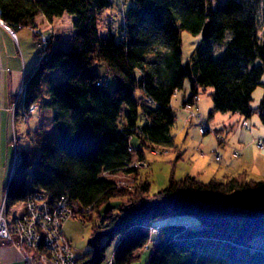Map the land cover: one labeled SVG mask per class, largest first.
Returning <instances> with one entry per match:
<instances>
[{
	"label": "trees",
	"instance_id": "trees-1",
	"mask_svg": "<svg viewBox=\"0 0 264 264\" xmlns=\"http://www.w3.org/2000/svg\"><path fill=\"white\" fill-rule=\"evenodd\" d=\"M111 5V0H0V21L14 34L34 28L39 14L50 23L64 14L72 17L69 47L39 48L38 60L23 75L19 97L25 114L30 106L50 109L58 134L34 161L30 150H16L20 159L1 194L6 209L30 190L77 202L85 211L76 220L89 223L86 247H92L78 264H100L114 240L111 264H135L146 251L147 264H264V241L252 242L254 236L264 240V179L246 171L208 181L170 174L164 187L150 193L145 175L128 167L144 158V149L175 151L168 133L174 121L170 100L185 80L192 92L185 103L198 88L212 89L210 117L228 112L249 118L256 112L263 120L264 40L259 42L258 29L264 0L214 6L209 0H131L118 37L102 32V14ZM206 24L207 38L194 49L191 63L182 64L179 30L197 35ZM215 47H223L217 58ZM151 50L154 60L145 61ZM96 63L111 76V90L105 78L96 85L101 79L93 70ZM54 73L64 76L62 82H55ZM259 85L263 97L253 110ZM136 90L143 101L134 96ZM120 172L136 180L131 189L102 176ZM114 200V210L100 216L99 209ZM176 216L193 217L197 224L162 225L151 235L152 223Z\"/></svg>",
	"mask_w": 264,
	"mask_h": 264
},
{
	"label": "rangeland",
	"instance_id": "rangeland-1",
	"mask_svg": "<svg viewBox=\"0 0 264 264\" xmlns=\"http://www.w3.org/2000/svg\"><path fill=\"white\" fill-rule=\"evenodd\" d=\"M131 0H125L124 7L130 3ZM224 0H209L211 6L215 4L222 3ZM112 4H114L115 0H111ZM122 13L124 11H121ZM119 17L122 19L123 15L119 13ZM261 21V26L258 29V38L259 42L264 40V22ZM102 19V26L104 25ZM110 24V21L109 23ZM34 28L38 29L41 33H51L50 43L53 45V42L56 40V46L60 48L66 47V43L64 40L66 34L68 32V25L61 24V27L57 29L56 24H47V23H39L34 24ZM32 28V29H34ZM115 32L116 29L114 28ZM118 37V33H115ZM3 36V35H2ZM0 38V70L4 76L2 82V92L3 94H8L13 97L12 101L8 105L5 113V117L2 118L0 114V197L2 194V187L7 181L9 176V171L13 164V155L15 151H20L22 149H28L31 151V159L34 161L39 158L41 148L43 146L51 145L56 137H57V129L52 120V112L50 109L40 110L35 108L33 112L29 113V115L25 114L21 99L19 97L21 90V82L23 75L33 68L35 62L39 58V39L31 32L29 28H21L15 32V41L11 44L7 37L4 39ZM4 37V36H3ZM12 38V37H11ZM14 40V39H13ZM179 53L182 64H190L191 56L193 54L194 49L202 43V37L200 34L194 35L186 30H179ZM11 41V40H10ZM12 42V41H11ZM67 48V47H66ZM157 48H154V50ZM154 50L147 52L144 55L145 61H153L154 60ZM223 50V47H215L214 48V58H217L220 52ZM259 63V60L256 61V64ZM93 70L99 76H103L106 79V84L109 90L112 88V78L106 72L105 67L102 64H94ZM56 76L57 83L62 82L64 76L58 73H54L53 77ZM103 82V78L99 79ZM261 82H264V71L262 74ZM104 83V82H103ZM45 88L44 83H42V89ZM187 91L190 94V88L188 81L185 80L181 89H179L180 98L184 91ZM198 112L203 120V124L209 128L210 130L205 134V136H201L198 132L197 122L193 119L192 126H187L193 133L196 131L198 135V139H196V143L199 145V141L203 137H214L216 140V134L219 136V141L223 142V138L216 133V129H223L226 122V118H224L222 112H214L210 117L208 112L211 108V93L212 89L209 87L198 89ZM138 90L135 92V97L137 98ZM45 99H47V95L43 93ZM263 97V87L261 85L257 86L255 91L252 94V100L250 102V107L255 110ZM177 98H173L172 101L175 102ZM16 102V108L13 110L11 108L12 103ZM256 121V126L258 128L264 129V122L260 119L258 114L254 112L250 117ZM141 120V119H140ZM141 123L143 121H140ZM143 124V123H142ZM243 124V123H242ZM240 125H237L239 128H243ZM249 126L255 130L256 126L251 123ZM227 131H229V127L226 126ZM225 129L222 131L224 132ZM189 131V133H191ZM222 132V134H223ZM248 132V131H247ZM184 131L175 137V141L177 144H181L183 139ZM264 136V135H263ZM261 136V137H263ZM197 138L194 135V139ZM259 138V137H258ZM190 134H188L187 140L185 144H189L190 142ZM218 141V140H217ZM201 144V143H200ZM206 144V142H204ZM185 145V146H187ZM255 146V145H254ZM154 153H153V151ZM258 151L264 153V151L257 149ZM162 151V152H161ZM164 151V152H163ZM167 151V152H166ZM161 148L154 149H144L145 157L144 159L147 162V167L138 168V171L141 173L143 170H147L148 172V182H149V191L155 192L156 190L164 187L167 184L168 178L170 174H173L174 178L179 179L186 175V171L189 169V166L182 162H177L174 160L176 157V153L169 152L168 150ZM134 152V150H133ZM203 152L205 153V159L209 161L208 147H204ZM17 153V152H16ZM171 157V162L168 163L166 160ZM136 160V159H135ZM174 161L175 166L174 168ZM177 165V166H176ZM187 169V170H185ZM142 174V173H141ZM146 173L142 174L143 176ZM105 179H110L114 182L115 186L118 188H122L119 184H130L131 176H126L123 173H115L111 174V176H105L102 174ZM147 179V176H145ZM201 181H208L211 177H198ZM134 180L131 187H126L127 189H131L134 185ZM118 185H117V184ZM125 188V187H123ZM117 201V200H114ZM112 202V201H111ZM20 203L14 205L13 207L8 209V213L10 215L16 214L19 211ZM104 205L99 211H103L104 208L109 207V205ZM171 218V217H168ZM167 219V218H164ZM164 219H161L164 220ZM160 221V220H158ZM158 221L152 223L153 226L158 229ZM151 225V226H152ZM185 226H193L194 224ZM62 232L69 242L70 246L77 253H81L85 250L88 245L89 235H90V226L88 222H81L76 219H67L62 224ZM261 236H254L252 242L257 245V242L262 243L264 240L260 239ZM259 239V241H258ZM116 245V241H112L105 249H104V259L100 264H108L111 260L112 251ZM150 251L142 252L141 258L139 262L135 264H147V259ZM22 258L19 252L12 246L9 242L0 240V264H23Z\"/></svg>",
	"mask_w": 264,
	"mask_h": 264
},
{
	"label": "crops",
	"instance_id": "crops-1",
	"mask_svg": "<svg viewBox=\"0 0 264 264\" xmlns=\"http://www.w3.org/2000/svg\"><path fill=\"white\" fill-rule=\"evenodd\" d=\"M124 1L125 0H115L114 4L111 5L110 9H108L102 14V19L104 21L103 22L104 25L102 26V32H107V31H110L112 33L119 32V26L122 25V19L119 17V13L121 11L127 10V8L130 7L131 5V1H130V3L125 8ZM110 19H112V23L108 24ZM71 20L72 17L64 14L62 17L56 18L51 22L52 24H56L57 29L61 27V24L68 25L69 29L65 37L66 40H64L66 43V47H69V41L72 36ZM37 22L50 24V22H47L41 14L37 15L34 18L35 25ZM114 28L116 29V32ZM1 36L3 39L7 37L11 44L14 43V40L11 38L9 32H7L3 27L0 26V38ZM53 46H56V40L53 42ZM1 61L2 60L0 58V62ZM3 78L4 76L2 74V71L0 70V114L2 118L5 117L6 109L10 104L9 97H12L8 94H3L2 92ZM100 78H104V77L100 76ZM197 92L195 94L197 97V101L196 102L191 101L190 103H192V108H196L198 110L199 99ZM191 95H192L191 91L190 94H188L187 91L185 90L184 94L180 98H178L179 96V91H178L177 94L174 97H172V99L177 98L175 102H173L172 99L170 100V107L172 108V111L174 113V121L168 131L169 135L172 136L173 143L176 147L175 151H171V150L168 151L172 153H176V157L174 159L176 163L179 161L189 166L188 170L185 169L187 170L185 172L186 175L195 176L198 178L200 176L213 177V176H220L223 174L234 175L239 171H246L251 177L255 179H264V153L258 151L252 142L254 139L264 135V129L258 128L256 126L257 125L256 121H254L253 118L250 119L244 118L238 113L225 112L223 113L224 118H226V122H224L225 124H223L224 125L223 129H225L224 132L222 131L223 129L214 130L216 131V133H219V135L223 138V142H220L219 139H217L218 140L217 141L214 137H203L199 141V145H198L196 143L197 142L196 139H198L199 134L196 131L193 133L190 129L187 128L188 125L189 127L192 126L193 121L192 119L188 118V111L183 109L182 107V104L185 103L186 100L191 97ZM137 98L141 101L144 100V96L140 91H138ZM201 122L203 123L202 119ZM262 122H264V118ZM242 123H246L248 126L250 125L248 123H251L252 125L256 126V129L253 130L251 128V132H247L243 128H239L237 126V125L241 126ZM226 126L229 127L230 129L229 131H227ZM183 131H184V135L182 139L183 143L177 144L175 141V137L177 135H180ZM189 131H191V133H189ZM188 134H190L191 139L189 144L187 145L185 143ZM194 135L197 138L194 139ZM201 136H205V134H201ZM204 142H206V144H204ZM132 146L137 147L136 139L132 140ZM204 147H208V152H210L209 154V161H211L210 163H208V161L205 159L206 156L205 153L203 152ZM232 148L237 150L236 156L232 155L231 153ZM216 155H219L218 160H215ZM166 162L170 163L171 157L168 158ZM141 173L142 174L146 173L145 176H147V181H148L147 170L146 171L143 170L141 171ZM107 205H109V207H106ZM117 205H118V201L109 202L108 204H106L105 206L106 208H104L103 211L101 210L98 211V214L102 216L105 210L107 209L113 211ZM105 240L106 239H103L102 242H104ZM111 261H112V256L109 262Z\"/></svg>",
	"mask_w": 264,
	"mask_h": 264
},
{
	"label": "built area",
	"instance_id": "built-area-1",
	"mask_svg": "<svg viewBox=\"0 0 264 264\" xmlns=\"http://www.w3.org/2000/svg\"><path fill=\"white\" fill-rule=\"evenodd\" d=\"M123 15L122 12H120ZM112 19H110V24ZM0 26L3 27L15 41V34L2 21ZM31 32L39 39V48L43 51L51 40V33H41L38 29H30ZM103 82L98 80L97 86ZM174 90L172 97L177 94ZM191 101L196 102L197 97L194 96ZM183 109L188 111V118L197 122L198 132L204 134L210 129L207 128L200 118V114L196 108H192V103H184ZM11 108L15 110L16 102L14 101ZM34 111V107L30 106L28 112ZM259 112V111H258ZM244 130L251 132V127L246 123L242 124ZM216 138L219 136L216 134ZM253 144L259 150L264 151V136L254 139ZM134 148H129V152H133ZM153 151V150H152ZM162 152V151H161ZM164 152V151H163ZM154 153V151H153ZM233 156L237 155V150L232 148ZM20 159L18 153L13 155V165ZM219 159V155L215 156V160ZM147 162L142 160H133L128 164L129 168H145ZM105 176L111 174L104 173ZM130 176V175H126ZM130 184H119L123 187H131ZM117 184V183H116ZM118 185V184H117ZM85 211L77 202L61 196L57 199H50L49 196L41 190H30L25 194L23 201L20 203L19 211L10 215L5 207V197L0 200V240L9 242L19 252L23 264H78V261L87 253L92 251V247H86L81 253H77L69 242L66 240L62 232V224L67 219H79V215ZM151 235L157 233V227H150ZM148 245L144 249H147ZM108 264H111L109 262Z\"/></svg>",
	"mask_w": 264,
	"mask_h": 264
},
{
	"label": "bare ground",
	"instance_id": "bare-ground-1",
	"mask_svg": "<svg viewBox=\"0 0 264 264\" xmlns=\"http://www.w3.org/2000/svg\"><path fill=\"white\" fill-rule=\"evenodd\" d=\"M173 222L190 225L195 223V219L190 216H176V217L164 219L162 221L160 220L157 223L159 224V223H173Z\"/></svg>",
	"mask_w": 264,
	"mask_h": 264
},
{
	"label": "water",
	"instance_id": "water-1",
	"mask_svg": "<svg viewBox=\"0 0 264 264\" xmlns=\"http://www.w3.org/2000/svg\"><path fill=\"white\" fill-rule=\"evenodd\" d=\"M200 35H201V37H202V39H205V38H207V36H208V25L206 24V25H204V27L202 28V30H201V32H200ZM11 168H12V166H11ZM11 170V169H10ZM9 173H10V171H9ZM5 186V185H4ZM3 186V187H4ZM2 187V188H3ZM1 198H2V196L0 197V200H1ZM168 224H183V223H176V222H173V223H159V225L158 226H162V225H168ZM194 225L195 224H197V221L195 220V223H193ZM184 225V224H183Z\"/></svg>",
	"mask_w": 264,
	"mask_h": 264
}]
</instances>
